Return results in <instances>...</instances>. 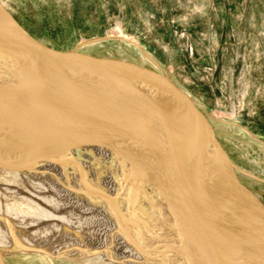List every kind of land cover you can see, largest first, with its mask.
Instances as JSON below:
<instances>
[{
	"label": "water",
	"instance_id": "1",
	"mask_svg": "<svg viewBox=\"0 0 264 264\" xmlns=\"http://www.w3.org/2000/svg\"><path fill=\"white\" fill-rule=\"evenodd\" d=\"M155 63L53 48L0 1L10 73L0 75V168L33 172L67 151L103 148L162 205L178 264H264V202Z\"/></svg>",
	"mask_w": 264,
	"mask_h": 264
},
{
	"label": "rangeland",
	"instance_id": "2",
	"mask_svg": "<svg viewBox=\"0 0 264 264\" xmlns=\"http://www.w3.org/2000/svg\"><path fill=\"white\" fill-rule=\"evenodd\" d=\"M0 1L32 36L53 48L149 65L155 61L191 96L239 180L264 202V0ZM218 40L225 42L223 54H218ZM0 75L10 77L1 65ZM6 170L0 168L2 204L27 208L12 190L27 194L30 188ZM121 190L133 193L128 183ZM138 194L134 190L136 216L124 213L125 204L117 199L120 224L140 247L152 242L155 248L161 244L159 222L140 210ZM0 220L13 225L1 215ZM18 242L16 248L0 245L5 264H98L89 257L30 250L21 238Z\"/></svg>",
	"mask_w": 264,
	"mask_h": 264
},
{
	"label": "bare ground",
	"instance_id": "3",
	"mask_svg": "<svg viewBox=\"0 0 264 264\" xmlns=\"http://www.w3.org/2000/svg\"><path fill=\"white\" fill-rule=\"evenodd\" d=\"M6 171L17 174L30 188L27 194L11 189L29 206L15 210L0 200V215L14 225L0 220V245L16 248L21 238L60 258L89 257L98 264H178L173 230L162 205L134 175L115 167L103 148L67 151L33 172ZM124 183L132 194L121 190ZM136 189L142 199L140 210L159 222L161 244L155 248L152 242L145 249L140 247L133 232L120 224L117 199L125 204L122 211L132 214ZM132 216H136L134 212ZM148 230L152 232L151 227ZM152 250L154 254H150Z\"/></svg>",
	"mask_w": 264,
	"mask_h": 264
},
{
	"label": "crops",
	"instance_id": "4",
	"mask_svg": "<svg viewBox=\"0 0 264 264\" xmlns=\"http://www.w3.org/2000/svg\"><path fill=\"white\" fill-rule=\"evenodd\" d=\"M218 44H220V49H219V53L218 54H223L224 53L223 45L225 44V42H222V41L218 40Z\"/></svg>",
	"mask_w": 264,
	"mask_h": 264
}]
</instances>
